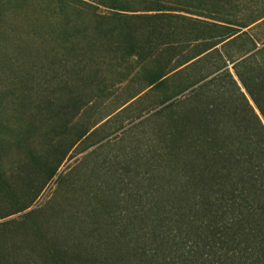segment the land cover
Returning a JSON list of instances; mask_svg holds the SVG:
<instances>
[{
    "label": "trees",
    "instance_id": "trees-1",
    "mask_svg": "<svg viewBox=\"0 0 264 264\" xmlns=\"http://www.w3.org/2000/svg\"><path fill=\"white\" fill-rule=\"evenodd\" d=\"M91 1L112 11L80 1L66 16L56 7L62 31L91 35L61 59L64 72L85 81L104 69L95 54L135 57L136 74L119 73L144 85L107 120L163 93L154 115L164 126L155 146L88 152L94 178L71 183L68 208L41 219L30 210L25 228L0 223V264H264V0ZM83 13L89 22L75 18ZM38 107L34 121L54 112L49 101ZM97 124L77 128V140ZM29 174L0 163V218L30 208L47 186Z\"/></svg>",
    "mask_w": 264,
    "mask_h": 264
},
{
    "label": "rangeland",
    "instance_id": "rangeland-1",
    "mask_svg": "<svg viewBox=\"0 0 264 264\" xmlns=\"http://www.w3.org/2000/svg\"><path fill=\"white\" fill-rule=\"evenodd\" d=\"M80 1L99 6L100 13L112 11L91 0H0V103L5 108L0 111V146H4L0 163L8 173L18 169L30 173L34 183L49 180L51 170L58 167L30 208L0 218V223L17 219L12 225L15 228H25L32 222L25 219L23 226L19 225L30 210L36 211L33 218L41 219L69 207V198L76 191L71 183L86 182V188L94 178V158H85L88 152L97 146H104L101 155L119 146H155L156 131L164 126L154 115L162 106L155 103L163 93L136 101L134 98L125 104L130 103L126 109L118 113L124 105L107 120L108 113L144 85L137 79L127 84V78L119 73L124 70L136 74L135 57L128 61L120 51H103L94 55L106 61L93 79L80 81L74 77V70L70 77L66 75L59 62L78 54L81 49L74 44L86 46L91 35L76 33L72 28L70 32L62 31L66 28L65 16L56 7L63 8L66 16H74L75 5L84 6ZM75 18L81 23L89 22L86 13ZM91 53L87 48L84 55ZM53 60L57 61L54 68ZM232 65L229 62V67ZM47 101L53 104L54 112H44L41 122L39 116L34 121L39 115V102ZM69 103H79L81 108L64 109ZM33 122L35 127L31 126ZM96 122L91 129L99 126L96 131L78 141L77 128L87 129Z\"/></svg>",
    "mask_w": 264,
    "mask_h": 264
}]
</instances>
